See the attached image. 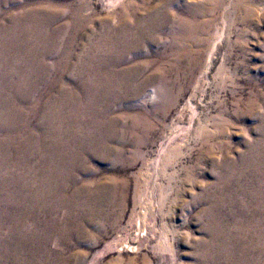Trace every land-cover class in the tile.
I'll use <instances>...</instances> for the list:
<instances>
[{
  "label": "bare ground",
  "instance_id": "bare-ground-1",
  "mask_svg": "<svg viewBox=\"0 0 264 264\" xmlns=\"http://www.w3.org/2000/svg\"><path fill=\"white\" fill-rule=\"evenodd\" d=\"M152 1L128 0L119 20L108 19L96 28L93 18L85 16L84 0H47L44 6L34 0H0V250L8 254V264L37 263L27 255L35 237L72 234L66 220L64 225L53 220L61 209L66 211L68 201H75L64 193L77 181L75 172L85 173L83 155L97 154L96 149L114 154L111 144L118 139L123 146L129 134L140 145L150 139L156 124L144 111L132 116L131 100L144 98L155 83L145 99L153 103L148 110L165 113L199 66L210 28L208 17L231 4L162 0L153 5ZM240 1L233 6L241 9ZM12 5L16 10L2 18ZM80 41L87 43L81 57L77 56ZM54 51L60 58L51 68L48 61ZM151 54L152 60H142ZM132 60L136 63L127 66ZM211 65L208 59L197 85ZM149 69H153L150 82L141 80ZM176 82L182 85L177 87ZM42 87L56 93L43 101L36 97ZM255 103L252 94L237 102L243 107L241 120H255ZM117 110L121 115H116ZM123 118L132 125L122 126L125 134L115 138ZM214 122L222 134L227 122L220 117ZM260 127L264 133V118ZM245 146L243 169L220 172L219 190L209 193L212 235L200 244L205 264H264V136ZM150 165L152 171L154 162ZM232 185L235 192L229 194ZM233 204L240 214L230 224L217 209ZM139 238L145 240L143 234ZM59 263L57 259L49 264ZM0 264H5L3 256Z\"/></svg>",
  "mask_w": 264,
  "mask_h": 264
},
{
  "label": "rangeland",
  "instance_id": "rangeland-1",
  "mask_svg": "<svg viewBox=\"0 0 264 264\" xmlns=\"http://www.w3.org/2000/svg\"><path fill=\"white\" fill-rule=\"evenodd\" d=\"M34 1L44 6L47 0ZM84 1L88 5L85 16L93 18V26L97 28L108 19L119 20L128 0ZM161 1L152 2L157 5ZM235 1L221 0L225 5L231 2L229 8L217 9L208 17L210 28L198 58L199 66L165 113L153 114L148 110L153 103L145 99L157 86L155 83L146 89L144 98L131 100L132 116L144 111L156 124L150 139L140 145L135 135L129 134L132 138L128 135L129 142L123 146L118 139L111 144L114 154L106 155L96 149L97 154L83 155L85 173L77 170L73 174L77 183L64 193L75 201H68L66 211L61 209L56 217L58 221L53 220L59 225L67 221L72 234L56 239L53 235L35 237L27 249V255L37 262L34 264H49L57 259L59 264H205L200 244L210 241L212 235L209 193L219 190L216 182L220 172L243 169L242 158L248 152L245 145L257 144L264 136L260 127V119L264 118V0H241V9L233 6ZM209 2L214 0L185 3L208 5ZM15 10V5L10 6L2 18ZM66 20L62 19L53 28ZM96 28L93 32L98 37ZM80 42L79 57L87 48L86 42ZM56 52L48 61L51 68L60 58ZM208 59H212L210 71L197 85ZM142 60H152V54ZM134 63L132 60L127 66ZM152 72L149 69L141 80L148 78L150 82ZM173 79L168 82L171 84ZM178 82L177 87L182 85ZM55 91L42 87L36 97L48 101ZM251 94L256 99L255 120L246 123L240 118L243 107L236 104ZM116 115H121L120 110ZM218 117L227 122L222 134L214 122ZM123 119L115 138L125 134L122 126L132 125ZM35 122L40 123L38 118ZM151 162H154L153 172ZM233 186L229 194L235 192ZM231 207L217 209L230 224L240 214L234 204ZM142 234L145 240H140ZM2 256L8 264V254L1 251Z\"/></svg>",
  "mask_w": 264,
  "mask_h": 264
}]
</instances>
